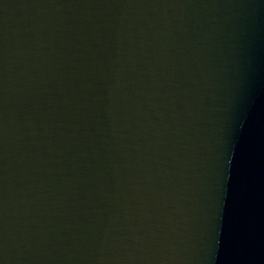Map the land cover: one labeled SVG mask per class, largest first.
<instances>
[{
    "label": "water",
    "instance_id": "95a60500",
    "mask_svg": "<svg viewBox=\"0 0 264 264\" xmlns=\"http://www.w3.org/2000/svg\"><path fill=\"white\" fill-rule=\"evenodd\" d=\"M0 264H264V0H0Z\"/></svg>",
    "mask_w": 264,
    "mask_h": 264
}]
</instances>
